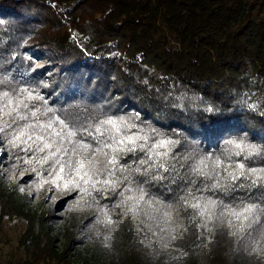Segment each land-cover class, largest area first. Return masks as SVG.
Instances as JSON below:
<instances>
[{"label": "trees", "instance_id": "16d2710c", "mask_svg": "<svg viewBox=\"0 0 264 264\" xmlns=\"http://www.w3.org/2000/svg\"><path fill=\"white\" fill-rule=\"evenodd\" d=\"M232 140L264 149V0H0V264H264V151Z\"/></svg>", "mask_w": 264, "mask_h": 264}, {"label": "rangeland", "instance_id": "374dc122", "mask_svg": "<svg viewBox=\"0 0 264 264\" xmlns=\"http://www.w3.org/2000/svg\"><path fill=\"white\" fill-rule=\"evenodd\" d=\"M0 149H2V146L0 145ZM0 155V162L2 161ZM0 169L2 172L5 173V169L3 166L0 164ZM13 169V168H12ZM28 173L25 172L24 170H16L13 169L10 173L9 171L6 172V178H7V183H18L20 187L31 194L32 196V205L35 203H39L42 200L44 201V205L47 206L51 202H58L64 200V198L68 195L65 193L59 194L55 192L54 190H50L49 187H40L39 190H36L35 187L31 182H29L26 177ZM68 200L65 199L62 205H59L57 208H55L53 214L55 216V221L57 226L63 225L66 220H69L71 223L72 222H80L81 220L85 219L86 217L93 216L95 214V210L93 209H82L79 212H69L68 208L66 207ZM25 227V222L23 219H18L14 223H7L5 224V231L11 241V245L15 244V239L16 237L20 234V232L24 229ZM83 233L88 232L90 229L89 224H84L83 225ZM87 230V232H86ZM86 240V239H85ZM9 245H5L3 247V251H8ZM91 246L89 241H85V243L82 244L79 252L82 254V256L88 257L90 259L91 264H111L110 259H106L100 255L97 256H91ZM91 256V257H90ZM113 264H117L116 262Z\"/></svg>", "mask_w": 264, "mask_h": 264}, {"label": "snow or ice", "instance_id": "6c2138e0", "mask_svg": "<svg viewBox=\"0 0 264 264\" xmlns=\"http://www.w3.org/2000/svg\"><path fill=\"white\" fill-rule=\"evenodd\" d=\"M5 95H7V94L5 93ZM49 111H51V109H49ZM60 123L63 124V121H60ZM106 123L111 124L113 127H116V121H114V120H108V121H106ZM97 131H99V129H97ZM67 135H68L69 138L76 137L77 136V131H69ZM229 143L234 145L236 148H241L242 145H243L245 148H248L250 150L249 151V155H251L252 153H255V154L258 155V154L261 153V151H264V149L257 148L254 145H244L243 140H241L240 143H237L236 140H232ZM45 147H51V145H45ZM90 148H91L90 144L84 143V142L81 141V142H79L76 145V147H74L72 149V152H73L74 155L80 156L81 153H83L82 160L75 161V163L78 165L79 168H84L85 167V163L83 161H87L88 162V166L90 167V169H95L97 163H100V164L103 163V161L93 160V159L89 158L88 153H89ZM67 151L68 150H65L66 154H67ZM99 153H100V155H106V153L103 152V148L102 147L99 148ZM91 155H92V157H96L97 156V152L93 151L91 153ZM110 163H115V160L110 161ZM243 167H244V165L241 164L240 168H243ZM60 171L62 173L64 171V169L61 168ZM252 171L255 172L256 170L253 169ZM260 171H264V169H261ZM85 175H87V173H85ZM65 187H67V185H65ZM193 207H198V205H193ZM253 208H254V206H249L247 211L251 212L253 210Z\"/></svg>", "mask_w": 264, "mask_h": 264}]
</instances>
